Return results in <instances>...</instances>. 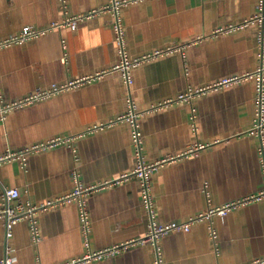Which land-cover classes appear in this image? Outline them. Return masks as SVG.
Masks as SVG:
<instances>
[{
	"label": "crops",
	"instance_id": "1",
	"mask_svg": "<svg viewBox=\"0 0 264 264\" xmlns=\"http://www.w3.org/2000/svg\"><path fill=\"white\" fill-rule=\"evenodd\" d=\"M259 0H142L119 9L124 49L129 59L160 51L130 69V83L118 71L48 98L13 108L0 118V154L7 149L71 137L68 144L27 154L0 164V208L3 188L20 196L10 205L41 203L69 192L71 171L80 181L98 183L131 171L135 165L132 127L119 117L131 98L146 161L177 155L195 143L208 144L193 156L163 165L151 177L154 220L182 222L207 209L257 193L264 185L260 137L251 133L256 113V80L244 79L189 101L164 105L178 94L224 77L264 68V47L254 22ZM108 0H0V39L24 26L40 28L64 15L85 14ZM109 12L91 15L74 29L62 27L22 44L0 49V91L11 102L53 83L59 85L120 62ZM171 49V50H167ZM64 58V59H63ZM264 88V71H263ZM95 127V129H92ZM92 129V130H88ZM264 141V134L262 137ZM91 247L103 249L142 237L149 216L132 177L87 197ZM40 234L31 240L29 223L12 225L6 238L0 218V261L9 248L11 264H62L82 257L85 245L78 207L66 203L36 215ZM186 232H171L159 241L165 264H245L264 257V199L249 201ZM150 244L131 246L114 258L80 264H154Z\"/></svg>",
	"mask_w": 264,
	"mask_h": 264
},
{
	"label": "built area",
	"instance_id": "2",
	"mask_svg": "<svg viewBox=\"0 0 264 264\" xmlns=\"http://www.w3.org/2000/svg\"><path fill=\"white\" fill-rule=\"evenodd\" d=\"M139 1L142 0H108L107 5L97 9H92L88 13L70 15V16L64 15L61 21L51 22L48 25L40 28H35L27 25L22 27L17 33L9 35L3 39H0V49L4 47H9L11 45L22 44L26 41L38 38L48 32H51L56 29L58 30L65 26L74 29L77 23L83 20L84 18H87L97 13L107 11L113 17L112 29L114 32V43L116 44L119 55L121 57L120 62L117 65L108 69L107 71L96 72L94 74L86 75L78 79H70L66 83L59 85L53 83L46 89H37L36 91L29 93L28 95L15 101L4 102L0 91V118L3 119L7 111L13 108H17L26 104H30L35 101L48 98L51 95H54L58 92L64 91L72 87H76L82 83L94 81L110 71H118L124 83H126V85H129L131 80L130 69L145 60L157 56L160 53V51H155L154 53H150L142 57L133 58V59H129L126 56L124 49L123 28L119 18V9L123 6H126L131 3H137ZM59 2L61 9H63L65 13L67 0H59ZM252 22L253 23L255 22L259 26V30L257 33V42L260 49L263 50L264 0L258 1L257 12L253 17H251L250 20L245 21L240 25H229L227 27L217 29L214 32V34L217 35L220 33H224L226 31H231L236 29V27H242L243 25ZM167 50H171V49H167ZM263 71L264 68L261 65L253 73H245L241 75L224 77L210 83L209 85L198 87L195 89H188L187 91L178 94L177 97H175L174 99H169L165 101L164 105L179 101H189L191 98L197 95H202V94H206L207 92L217 91L221 88L236 84L244 79L254 77L256 80V91H257L256 113H255L254 124L250 132L258 135L261 139L258 150H259V155L261 156L260 160H261L262 169L264 170V141L262 139L264 134ZM127 101H128V110L119 117V120L128 121L132 127V143L134 147V154L136 161L135 167L129 172L121 173L118 176L113 177L111 179H107L89 185L82 183L80 181L79 172L76 169H73L70 173L73 181V187L69 192L37 204H31V203L23 204L21 202H17L14 205L13 204L10 205L8 201L13 199H18L20 193L16 188H8V189L3 188L1 192L3 198L6 201V204L5 207L0 208V218L4 219L6 238L9 237L11 234L10 229L12 225L17 223L18 221L25 220L29 223V230H30L32 242L38 243V241L40 240V234L36 224V215L39 212L44 211L50 207H54L56 205L74 203L78 207V211H79L80 230L82 233V238L86 252L82 257H79L77 259H72L62 264H80L91 260H99L102 258H114L116 255L128 250L131 246L140 245V244H150L153 247L155 252L154 264H165L162 259L160 247H159V241L164 235L171 232H186L195 223L207 222L208 228L210 230V236L214 237L215 232L212 226L213 217L225 216L230 210L234 209L240 204L247 203L249 201L264 199V185H263V188L260 189L255 194L246 196L244 198L235 201H229L219 206L207 207V209H205L204 211L189 216L185 221L157 224L154 220L153 196L151 193V180H150L151 175L165 164H168L177 159H182L197 154L199 151L204 149L208 144L195 143L177 155H169L167 157L155 161H146L141 151V145H140L141 134L138 125V119L142 113L136 111V108L131 98H128ZM92 129H95V127H93ZM92 129H88V130L90 131ZM71 140H72L71 137H55L42 143L23 147L22 149L16 151L7 149L6 151L0 154V164L7 163L10 161H17L21 164L22 167H24L27 154L32 152H37L40 150H45L47 148H52L57 145L68 144L71 142ZM132 177L137 179L140 186V200L149 216L148 230L142 237L131 239L129 241H125L103 249L94 250L91 247V221H90L89 208L87 202L88 195L106 189L110 186H113L117 183L130 179ZM12 261H13V256L11 255L9 248H6L5 255L3 259L0 261V264H11ZM245 264H264V257L255 258L252 261Z\"/></svg>",
	"mask_w": 264,
	"mask_h": 264
}]
</instances>
